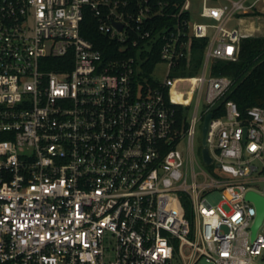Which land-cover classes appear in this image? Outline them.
<instances>
[{"label": "built area", "instance_id": "2783aa9c", "mask_svg": "<svg viewBox=\"0 0 264 264\" xmlns=\"http://www.w3.org/2000/svg\"><path fill=\"white\" fill-rule=\"evenodd\" d=\"M213 1L183 0L155 30L162 0H0V264H264L246 197H264V107L226 99L214 116L234 81L210 72L236 59L246 35L230 21L258 0ZM87 10L111 51L81 33ZM192 37L207 40L186 75ZM208 112L212 171L179 149Z\"/></svg>", "mask_w": 264, "mask_h": 264}, {"label": "trees", "instance_id": "16d2710c", "mask_svg": "<svg viewBox=\"0 0 264 264\" xmlns=\"http://www.w3.org/2000/svg\"><path fill=\"white\" fill-rule=\"evenodd\" d=\"M162 1L166 3H162L161 5L154 3L153 5L154 9L159 8L160 12L166 14H158L153 18L155 30L161 29L164 26L173 27L178 17L172 16L171 14L177 13L183 2V0ZM144 4L143 0H140V5ZM182 16L189 17V12H183ZM81 33L93 42L95 47L103 52L111 51V47H108V45L109 43L113 45V43L108 42V37L98 31L97 19L93 10H87L85 12L84 19L81 23ZM206 40L203 37L191 38V64L188 69L182 71V74L194 75L198 71L203 60ZM158 49L159 45H156L153 54L143 63L144 70L151 69L155 62L159 60ZM145 53L146 51H141V57H144ZM210 72L215 75H227L234 81L231 89L217 103V106L211 109L214 116L223 113V102L226 99L235 101L242 113H245L246 109L253 105L264 107V35L242 38L239 42L236 59L216 60L212 63ZM175 107L177 108V120L181 122V119L188 112L189 106L176 105ZM180 199L185 213L188 216L191 209L190 200L185 194H181Z\"/></svg>", "mask_w": 264, "mask_h": 264}, {"label": "rangeland", "instance_id": "374dc122", "mask_svg": "<svg viewBox=\"0 0 264 264\" xmlns=\"http://www.w3.org/2000/svg\"><path fill=\"white\" fill-rule=\"evenodd\" d=\"M252 1V0H249ZM214 3H220V4H230L227 0H218V1H213ZM255 9V8H254ZM249 14H256L258 13L257 11L255 12H248ZM262 15H264V13H262ZM192 17L193 19H199L197 12L196 11H192ZM237 22L236 16L232 17V20L230 21V24H232V26H235ZM264 34L262 33V35H258V36H263ZM249 37L248 35L242 37ZM241 38V39H242ZM165 68V65L163 63H158L155 67L154 70V77L157 78H163L164 76V71L163 69ZM187 84H183L182 86H178L179 90H183V89H187ZM179 149L181 150L183 156L185 159H187L189 162H193L194 168L197 169L198 166H201L203 169H205L206 171H212L213 170V166H207L203 160H202V156H201V125H198L197 130H196V135H195V139H194V147L193 149L190 148L188 146V144L183 141L179 144ZM215 167V166H214ZM209 201H211V203L215 204L220 200V194L218 191H213L209 196H208Z\"/></svg>", "mask_w": 264, "mask_h": 264}, {"label": "crops", "instance_id": "0c3cea01", "mask_svg": "<svg viewBox=\"0 0 264 264\" xmlns=\"http://www.w3.org/2000/svg\"><path fill=\"white\" fill-rule=\"evenodd\" d=\"M249 11H257L258 13L249 14ZM249 11L236 16L237 22L235 26L248 36L264 34V15H262L264 13V0L256 1L255 5Z\"/></svg>", "mask_w": 264, "mask_h": 264}, {"label": "water", "instance_id": "95a60500", "mask_svg": "<svg viewBox=\"0 0 264 264\" xmlns=\"http://www.w3.org/2000/svg\"><path fill=\"white\" fill-rule=\"evenodd\" d=\"M116 24L117 26L121 27L120 23H116ZM211 116H212L211 112H208L205 114L203 118V122H202V127H201V156L205 164H209L211 162V156L209 154L208 147L206 146V134L208 130V123H209ZM246 197L248 199L254 200L257 205V210H258L257 217H256V221L252 228L253 234H254L257 226L261 222L262 217L264 215V197L253 191H248L246 194Z\"/></svg>", "mask_w": 264, "mask_h": 264}, {"label": "bare ground", "instance_id": "6f19581e", "mask_svg": "<svg viewBox=\"0 0 264 264\" xmlns=\"http://www.w3.org/2000/svg\"><path fill=\"white\" fill-rule=\"evenodd\" d=\"M173 98L176 100L184 101L185 103H187L189 101V98L182 100L180 94H177V93H173Z\"/></svg>", "mask_w": 264, "mask_h": 264}]
</instances>
